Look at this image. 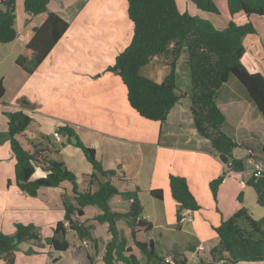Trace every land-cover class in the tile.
<instances>
[{
  "label": "crops",
  "instance_id": "crops-1",
  "mask_svg": "<svg viewBox=\"0 0 264 264\" xmlns=\"http://www.w3.org/2000/svg\"><path fill=\"white\" fill-rule=\"evenodd\" d=\"M23 1L16 0V39L6 45L0 44L5 46L0 48V67L6 63L12 67L6 74L0 73L4 88L0 99V233L12 235L16 224L33 225L42 242L21 243L14 252V264H103L104 247L109 235L105 225L96 224L91 235L85 239L89 247L81 246V240L68 229L63 219V201L73 203L69 184L63 183L56 189L40 188L35 197L17 189L14 184L15 160L9 147L8 118L5 115L13 111H22L30 116L33 128L49 138L54 137L56 129L67 126L84 146L94 149L96 160L104 170L115 173L112 183L138 191L140 202V195H149L156 200L150 192L161 191L162 200L157 201L169 210L166 212L170 222L179 229L185 224V229L197 240L195 246L190 245L186 250L177 252L190 259L196 247L203 245L205 251L196 253V256L198 261L210 263V250L219 240L214 231L205 235L203 223L200 220L197 222L198 216L192 215L194 212H189L193 217L191 223L177 222V206L170 195L169 177L185 178L199 205L200 199L212 198L209 183L219 176L226 175L218 188L217 197L222 192H233L227 178L233 172L211 153L209 144L194 129L190 101L185 95L190 79L184 56L180 55L175 63L176 93L181 100L172 108L165 123L145 120L130 107L121 79L106 71L132 39L133 25L127 15V0H51L49 12L68 22L69 28L46 59L32 70L30 66L23 69L17 65L16 59L30 41L33 28L42 25L46 15L26 14ZM213 1L218 14L201 12L187 0L186 11H179L208 20L216 29L222 30L231 16L226 0ZM233 20L239 23L245 21L242 14H237ZM249 20L255 32L245 36L242 44L264 78V16L253 15ZM14 52L16 55L11 65L9 58ZM169 63L164 56L152 59L146 66H149L148 78L158 74L161 68L167 70V75ZM162 79L153 78L156 81ZM216 105L225 117L223 132L237 145L232 156L243 161L240 173L246 175L234 186L236 199H243L242 188L246 185L240 186L239 182L247 184L251 179V163L258 162L264 169V119L248 92L234 77L218 89ZM55 139L56 145L50 140L59 150L68 170L80 182L83 175L91 173V165L75 144L67 142V136L59 133ZM238 152L241 154L237 155ZM44 176L45 173L37 168L32 179ZM117 178H121L122 183ZM129 205L130 201L121 199L114 203L116 208L124 210ZM240 207L239 202L224 204L223 213L217 214L214 223H211L212 230ZM84 213V218L91 219L97 211L86 208ZM142 217L151 223L153 229L157 216L150 218L143 216L142 212ZM58 223L62 224L63 241L70 246L71 255L57 251L47 243V239L59 233ZM117 227L124 236L128 235L125 221H118ZM20 251L24 256H18ZM135 254L142 263L159 264L155 258L144 259L137 252ZM0 264L4 262L0 261Z\"/></svg>",
  "mask_w": 264,
  "mask_h": 264
},
{
  "label": "trees",
  "instance_id": "trees-1",
  "mask_svg": "<svg viewBox=\"0 0 264 264\" xmlns=\"http://www.w3.org/2000/svg\"><path fill=\"white\" fill-rule=\"evenodd\" d=\"M50 1H23L26 14L46 15L42 25L33 28L30 41L16 59V64L23 69L30 66L32 70L42 63L69 28L68 22L49 12ZM187 1L201 12L218 14L213 0ZM127 4V15L133 25L132 39L106 71L121 79L130 107L145 120L165 123L172 108L181 100L176 93L175 63L183 55L190 79L185 95L190 101L197 135L209 144L213 155L222 154L228 158L230 172H242L243 161L232 156L237 145L222 130L225 117L216 105V96L221 85L234 77L248 92L264 119V78L242 44L245 36L255 32L249 18L264 16V0H226L231 20L222 30L216 29L208 20L180 12L176 0H127ZM15 7L16 0H0L1 45L16 39ZM237 14L243 15V23L233 20ZM168 55L173 60L169 64V73L161 81L140 73L155 57ZM3 94L0 81V99ZM5 115L8 118L9 147L15 160L14 184L20 192L35 197L40 188L56 189L67 183L71 187L73 203L63 201V219L81 241L91 235L96 224L106 226L109 241L104 247L103 264H145L135 252L144 259L155 258L159 264H167L164 257H157L153 241L143 237L152 230V225L141 219L143 208L138 199L139 192L115 186L112 183L115 173L104 170L96 160L93 148L84 146L67 126L59 128V133L65 132L69 144L71 138L76 139L75 146L92 167L91 173L83 175L78 182L49 136L33 128L30 116L22 111ZM37 168L45 176L32 179ZM225 177L219 176L209 183L214 200ZM117 179L122 183L121 178ZM246 185L254 190L256 203L264 210V174L255 183L250 179ZM169 190L177 206V222L182 213L200 209L185 178L170 176ZM150 194L154 199L162 200L161 191H151ZM117 199H132L133 202L124 210L114 206ZM238 202L241 204L240 198ZM86 208H94L97 214L91 219L84 218ZM120 220L128 224L127 236L117 227ZM62 229V224L58 223L57 230ZM213 231L219 241L210 250L212 261H199L198 264H264V216L255 220L246 208L240 207L232 216L221 220ZM24 242H42L33 225L16 224L12 235L0 233V261L14 264V252ZM47 243L53 249L71 255V248L65 241L59 243L51 237ZM170 255L173 264L187 263L186 256L177 251Z\"/></svg>",
  "mask_w": 264,
  "mask_h": 264
},
{
  "label": "rangeland",
  "instance_id": "rangeland-1",
  "mask_svg": "<svg viewBox=\"0 0 264 264\" xmlns=\"http://www.w3.org/2000/svg\"><path fill=\"white\" fill-rule=\"evenodd\" d=\"M186 0H178L177 1V7L180 11H186L185 6ZM16 7H15V15H16ZM17 21V20H16ZM15 30L18 26V21L15 22ZM0 48H5V46H0ZM16 52L13 53V56L9 58V64H13L14 56ZM166 59H168L169 62H172V58L170 55L165 56ZM183 58V57H182ZM181 58V60H183ZM7 64V63H6ZM4 67H0V73L6 74L12 67H10L8 64ZM170 64V63H169ZM168 64V66H169ZM149 66L144 67L142 69L141 74L143 76L149 77ZM3 71V72H2ZM167 73V70H163V68L160 69V72L156 74L153 78L154 79H161L164 78ZM151 77V76H150ZM151 77V78H152ZM152 78V79H153ZM183 89V88H181ZM185 91V90H184ZM50 139L55 144L56 139L54 137L50 136ZM241 153L238 152L237 155H240ZM244 174L246 173H231L227 175V178L230 185L233 187V192L228 193H219V196H216V200L214 198L210 199H200L199 200V206L200 209L192 213V215L198 216L197 222L203 223V231L205 232V235L213 234V230L211 228V223L213 224L215 219L217 218V214L220 215L222 210L224 211V204L232 205L233 203H238V199H236L234 192H235V185L237 181L240 179H243ZM244 191V197L241 199V207H244L248 210L249 214L252 216L253 219L258 220L261 219L264 216V210L259 207L256 203V196L255 192L251 187H248L247 185L242 188ZM233 195V196H232ZM140 200L143 205L144 211L143 216L147 215L150 218L157 216V220L155 222V226L153 229L144 234V238L151 239L154 242L155 247V253L158 257H161L163 255H169V253H172L173 251H184L186 248L190 245H196L197 240L195 239L192 234L185 229V224L181 225V229H179V226L176 224H172L170 222V219H168L167 212L169 211L166 207L162 205L161 202L157 200H152L149 195H140ZM219 203V205H218ZM167 211V212H166ZM220 212V213H219ZM18 256H24V253L20 251L18 253ZM69 258V257H67ZM211 263V262H210ZM63 264V263H62ZM263 264V263H262Z\"/></svg>",
  "mask_w": 264,
  "mask_h": 264
},
{
  "label": "built area",
  "instance_id": "built-area-1",
  "mask_svg": "<svg viewBox=\"0 0 264 264\" xmlns=\"http://www.w3.org/2000/svg\"><path fill=\"white\" fill-rule=\"evenodd\" d=\"M53 136L55 138L59 137V129H56L54 131ZM251 165H252L251 179L255 183L257 181V179L264 174V169H263L262 165L260 163H258V162H252ZM226 167H227V164H226ZM227 170H229V169L227 168ZM239 185L240 186H244L246 184L241 181V182H239ZM131 202H133L132 199L130 200V203ZM141 219L145 220V217H142ZM192 221H193V217H192V215L189 212L182 213L181 218L179 220L180 223H191ZM65 225L67 226L68 223L65 222ZM80 243H81V246L83 248H88L89 247V244H88V242L86 240H83ZM203 251H205V247L203 245L197 246L195 252H193L191 254L190 259H187V263L186 264H198L199 261H198V258L196 256V253L203 252ZM164 261L167 264H173V256L170 255V254L166 255L164 257ZM221 263L222 262H219V264H221Z\"/></svg>",
  "mask_w": 264,
  "mask_h": 264
},
{
  "label": "water",
  "instance_id": "water-1",
  "mask_svg": "<svg viewBox=\"0 0 264 264\" xmlns=\"http://www.w3.org/2000/svg\"><path fill=\"white\" fill-rule=\"evenodd\" d=\"M59 5H61V4H59ZM62 136L63 137L66 136L65 132L62 133ZM70 140H71V144H76V142H77L76 139H74V138H71ZM218 158L224 165L227 164L228 158L226 156L220 154L218 156ZM54 240L59 242V243L63 242V240H64V231L60 230L59 233L57 235H55Z\"/></svg>",
  "mask_w": 264,
  "mask_h": 264
}]
</instances>
